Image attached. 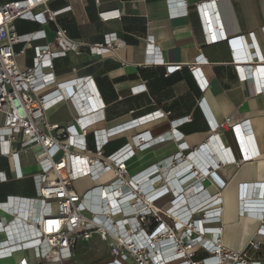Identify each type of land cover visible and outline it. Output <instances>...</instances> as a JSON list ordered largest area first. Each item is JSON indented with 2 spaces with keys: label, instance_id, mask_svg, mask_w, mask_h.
I'll use <instances>...</instances> for the list:
<instances>
[{
  "label": "crops",
  "instance_id": "crops-1",
  "mask_svg": "<svg viewBox=\"0 0 264 264\" xmlns=\"http://www.w3.org/2000/svg\"><path fill=\"white\" fill-rule=\"evenodd\" d=\"M207 1L210 0H49V10L66 6L70 9L61 12L56 22L46 21L41 14L43 7L35 9L36 20L16 19L14 26L19 34L37 30L45 33L42 39L14 45L15 52L24 48L16 61L25 69L32 65L35 47L48 44L55 50V27H64L70 39L80 43V49L55 57L52 68L45 71H53L59 81L89 77L97 97L94 103L97 100L101 103L100 110L90 105L92 108L87 113L94 115L97 123L89 129L98 130V136L103 133L106 136L103 154L107 156L125 144L134 148L142 143L136 136L149 133L150 145L134 152L126 161L129 175L138 176V184L145 189L153 184L157 190L163 187L165 181L161 179L166 177V186L174 189L177 195L178 185L183 187L189 180L196 179L193 183L196 190L191 184L183 188L185 201H179L180 205H194L203 193L207 194L203 198L209 200L219 193L222 215L219 222L212 225L221 227L222 244L242 250L250 241L258 242L261 249L253 253V258L264 261V235L258 233V229H264V210L256 216L240 211L245 201L251 202L247 207L264 208V191L262 186L259 190L256 186L264 183V71L256 70L257 66L264 67V0H216L212 12L216 25L203 7L198 9V5ZM207 24L220 29L227 37L210 41ZM112 33L116 35L113 49L97 53L90 50L91 45L102 43L106 35ZM148 39L153 42L154 51H148ZM230 40L241 42L233 49ZM154 53L162 59L161 63L152 62ZM199 55L204 62L198 64L195 61ZM242 57L248 59L242 60ZM173 64L182 67L168 73L167 65ZM193 64L201 66L209 81L203 91L191 73L190 65ZM245 65L252 67V76L248 78L241 74ZM81 86L82 92L91 93L89 85ZM52 90L54 87L47 92ZM76 90L75 85L63 88L65 100L48 109L42 123L57 124L61 128L75 123L77 112L68 97ZM201 99L218 128L210 127L199 104ZM154 111L157 112L152 119H144ZM183 117H190V120L180 123ZM227 121L233 123L228 125ZM173 130L181 136L174 137ZM77 131L81 133L79 128ZM46 132L55 135L57 130L46 129ZM248 139L253 141L257 154L243 158L239 142L249 145ZM19 140L18 134L15 140L0 141V173L5 175V179H0V203L7 202L8 207L14 197L37 196L36 175L41 168L35 159V150L21 149ZM181 142L187 145L185 150L179 147ZM86 143L88 148L94 149L93 134L86 137ZM178 151H182L181 157L173 159ZM59 155L56 153L54 158ZM153 166L158 169L156 174H146ZM186 166L187 169L180 173ZM201 168L209 173H201ZM200 174L203 179L198 178ZM154 176L161 179L153 181ZM48 177L51 179L54 175L50 173ZM111 179V175L97 182L90 179L91 187L107 184ZM241 184L252 185L242 196ZM172 197L166 192L153 204L164 208ZM46 211L55 212L54 203L35 205L31 218L19 214L17 217L34 224L37 216ZM13 215L10 210L0 208L3 224ZM94 237L100 241L97 246L107 245L109 253V242L97 234L82 242H91ZM209 237L215 238L214 235ZM5 238L7 235L0 232V240ZM14 238L10 236L12 241ZM98 251L96 248L97 254ZM21 259L27 264H52L38 261L31 249L13 252L11 257L0 260V264H16Z\"/></svg>",
  "mask_w": 264,
  "mask_h": 264
},
{
  "label": "built area",
  "instance_id": "built-area-1",
  "mask_svg": "<svg viewBox=\"0 0 264 264\" xmlns=\"http://www.w3.org/2000/svg\"><path fill=\"white\" fill-rule=\"evenodd\" d=\"M48 1L7 0L0 5V114L3 116L0 141L15 140L19 134L20 148L34 149L35 159L41 168L40 173L36 175V197H14L10 200L9 207L7 202L0 203V208L10 210L14 214L7 223L0 222V232L7 235V238L0 240V260L11 257L13 252L31 249L38 261L67 264L73 257L77 243L89 240L97 234L100 239L109 242L110 258L105 264H264V261L253 258V253L261 249L258 242L250 241L242 250L230 249L222 244L221 227L212 225L219 222L222 215L219 193H215L210 200L204 199L203 196L207 194L203 193L194 205H180L179 201L184 199L183 188L191 184L196 190L195 185L193 186L196 179L189 180L183 187L177 184L180 187L176 188L179 192L177 195L174 189L166 186V177H153V181H165L163 187L157 190L153 184L145 189L138 184V176L129 175L126 161L134 152L150 145L149 133L138 134L137 141L142 143L134 148L125 144L107 156L103 154L106 136L104 133L98 136V130L89 129L97 123V118L87 112L92 107L98 109L101 106L98 100L94 103L97 97L89 77L59 81L53 71H45L52 68V60L55 57L65 55L69 51L78 52L80 49V43L70 39L64 27H55V50L48 44L37 46L32 65L25 69L18 66L16 57L24 52V48L15 52L14 45L42 39L45 33L44 30H37L19 34L15 30L14 21L36 20L38 14L35 9L43 7L41 14L45 15L46 21L56 22L61 12L70 9V6H66L59 10H49ZM215 2L216 0H210L202 6L198 5V9L203 7L206 13L211 15L214 25L217 24L212 16ZM207 32L210 41L227 37L220 29L209 25ZM239 41L230 40L231 47L234 49L239 46ZM147 43L148 51H154L153 42L148 39ZM115 46L116 35L112 33L106 35L102 43L91 45L90 50L97 53L113 49ZM244 59L248 57H242V60ZM152 62L158 64L162 59L155 54ZM202 62L204 59L199 55L195 63ZM181 67V64H173L167 65L166 69L171 73ZM257 67L260 72L264 71L263 66ZM251 69L252 67L246 65L241 68L242 77L252 76ZM190 70L203 91L209 81L201 66L190 65ZM71 85L78 88L68 97L77 112L75 123L65 128L57 124H43L46 111L65 100L62 89ZM81 85H89L93 94L82 92ZM51 87H54V90L47 92ZM199 104L210 127L218 128V123L208 113L204 100L201 99ZM156 112L148 113L144 119H152ZM187 120H190V117H183L179 122ZM231 121H227V124L231 125ZM78 128L81 133H78ZM46 129H55L57 133L51 135ZM245 131L248 132V129L245 128ZM111 132L108 131L109 134ZM90 134L94 135V149L88 148L86 143V137ZM173 136L179 138L181 134L173 130ZM248 141L250 147L239 142L243 158L257 154L253 141ZM179 147L185 150L187 145L181 142ZM56 153L60 155L54 158ZM181 154L182 151H178L172 158L179 159ZM157 170L155 166L149 167L146 174H156ZM50 173L54 175L51 179L48 177ZM201 173L207 175L209 171ZM106 175H111L110 182L96 184L82 194L74 186L78 179L88 177L97 182ZM198 178L203 179L201 174ZM0 179H5L3 173H0ZM251 186L241 184V196L242 193L246 194ZM256 186L258 190L259 186H262L264 191V183ZM166 192L173 196L170 204L164 208L156 207L154 200ZM105 195L111 196L114 201L106 200ZM93 196H100L102 199L98 201L97 207L91 202ZM50 203H54L55 212L46 211L40 214L34 224L21 221L17 217L19 214L31 218L35 205ZM244 204L245 206L241 204L240 211L246 215L256 216L264 210L259 206L247 207L246 201ZM258 233L264 235V229H258ZM11 235L15 237L14 241L10 239ZM209 235H214L215 238H210ZM16 264L27 262L21 259Z\"/></svg>",
  "mask_w": 264,
  "mask_h": 264
},
{
  "label": "rangeland",
  "instance_id": "rangeland-1",
  "mask_svg": "<svg viewBox=\"0 0 264 264\" xmlns=\"http://www.w3.org/2000/svg\"><path fill=\"white\" fill-rule=\"evenodd\" d=\"M91 185L92 181L89 178H82L77 182L75 181V186L80 194L91 187ZM97 245H100V241L96 237L91 242L80 241L77 244L76 255L72 260L70 259L71 262L69 264H105L106 260L109 259L107 245H103L102 247ZM96 248L99 250L98 254L96 253Z\"/></svg>",
  "mask_w": 264,
  "mask_h": 264
},
{
  "label": "bare ground",
  "instance_id": "bare-ground-1",
  "mask_svg": "<svg viewBox=\"0 0 264 264\" xmlns=\"http://www.w3.org/2000/svg\"><path fill=\"white\" fill-rule=\"evenodd\" d=\"M96 104V103H95ZM85 110H88V108H85ZM187 169V167L186 168H184V169H182V170H180L179 172L181 173L182 171H185ZM201 171L202 172H206L207 171V169L206 168H201ZM180 173H178V174H180ZM184 194V193H183ZM106 196V195H105ZM109 196V195H108ZM108 196H106V200H108V199H111V196H109L110 198H108ZM99 198V200L98 201H101L102 199H101V197L100 196H93L92 197V200H94V201H91L92 202V204H93V206H95V207H97L98 205H97V199ZM113 198V197H112ZM111 201L113 202L114 200H112L111 199ZM253 202V201H252ZM251 202H246V205L247 204H250ZM252 204H254V203H252ZM256 204V203H255Z\"/></svg>",
  "mask_w": 264,
  "mask_h": 264
},
{
  "label": "clouds",
  "instance_id": "clouds-1",
  "mask_svg": "<svg viewBox=\"0 0 264 264\" xmlns=\"http://www.w3.org/2000/svg\"><path fill=\"white\" fill-rule=\"evenodd\" d=\"M256 70H257V68H256ZM258 71V70H257Z\"/></svg>",
  "mask_w": 264,
  "mask_h": 264
},
{
  "label": "trees",
  "instance_id": "trees-1",
  "mask_svg": "<svg viewBox=\"0 0 264 264\" xmlns=\"http://www.w3.org/2000/svg\"><path fill=\"white\" fill-rule=\"evenodd\" d=\"M7 1V0H6Z\"/></svg>",
  "mask_w": 264,
  "mask_h": 264
}]
</instances>
